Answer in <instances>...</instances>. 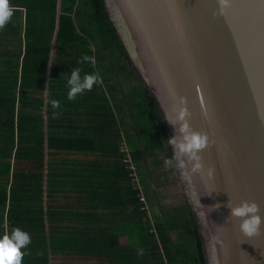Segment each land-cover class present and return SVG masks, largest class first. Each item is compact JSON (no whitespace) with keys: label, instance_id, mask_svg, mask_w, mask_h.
I'll return each instance as SVG.
<instances>
[{"label":"trees","instance_id":"1","mask_svg":"<svg viewBox=\"0 0 264 264\" xmlns=\"http://www.w3.org/2000/svg\"><path fill=\"white\" fill-rule=\"evenodd\" d=\"M10 4L0 30V237L14 227L30 234L22 264H205L183 195L161 205L160 191L177 182L162 181L174 171L164 164L172 158L165 123L104 1ZM83 55L95 63L78 64ZM75 67L103 83L69 101Z\"/></svg>","mask_w":264,"mask_h":264},{"label":"water","instance_id":"2","mask_svg":"<svg viewBox=\"0 0 264 264\" xmlns=\"http://www.w3.org/2000/svg\"><path fill=\"white\" fill-rule=\"evenodd\" d=\"M103 1L168 139L181 97L191 129L208 135L200 172L183 177L173 163L205 264H264V223L247 236L226 206L255 201L264 221V0H230L223 15L217 0Z\"/></svg>","mask_w":264,"mask_h":264},{"label":"clouds","instance_id":"3","mask_svg":"<svg viewBox=\"0 0 264 264\" xmlns=\"http://www.w3.org/2000/svg\"><path fill=\"white\" fill-rule=\"evenodd\" d=\"M217 4L219 14L223 15L224 10L230 6V0H217ZM14 11L15 8L10 4V0H0V30H3L10 22ZM85 61L95 63L94 57L88 55H83L77 63L82 64ZM81 71V67L70 70L67 79L69 88L67 99L69 101H75L77 96L91 91L94 85L103 83L102 77L98 73H86L81 76ZM50 103L53 109H60L59 100H51ZM179 103L181 107L178 109L177 117L166 119L174 127L176 134L165 141L166 145H171L173 155L172 158L165 159L164 164L171 168L175 161V166L182 170V176L189 177L191 174L201 171L203 165L199 153L208 147L209 138L206 133L191 129L187 120L190 113L186 106V98L181 97ZM53 115H59V112H54ZM189 164L191 165L190 169ZM213 171L210 169L209 174L211 175ZM226 206L230 209L229 218H240L239 228L245 235H259L261 224L264 221L259 214L260 207L255 201L242 200L237 205H232L228 201ZM215 207L218 208L219 205H215ZM215 240L216 238L213 237V241ZM30 243L31 236L28 232L19 227L12 228L10 234L0 237V264H22L23 257L27 253L21 249H25ZM143 251V249H138L137 254L142 255ZM210 264H220L219 259L215 256L211 257Z\"/></svg>","mask_w":264,"mask_h":264},{"label":"rangeland","instance_id":"4","mask_svg":"<svg viewBox=\"0 0 264 264\" xmlns=\"http://www.w3.org/2000/svg\"><path fill=\"white\" fill-rule=\"evenodd\" d=\"M162 158H163V153L159 152L155 156L151 157V159L149 158V161L152 162V163H155L156 160H160ZM164 170H165L164 168H161V172L164 171ZM159 172L160 171H158L157 174ZM174 175H176L174 171L172 173L168 174V175H164V179L162 181L164 182L166 180H169ZM173 195H176V196H179V197L182 195V192H181V190L179 189V186H178V180H177V182L175 184H173L171 186H168V187H166V188H164L163 190L160 191L159 197L162 200L161 201V205L174 206L176 204V202H177V198H174L175 196H173ZM56 260H59V259H56ZM60 263L79 264V262H77L76 259H70L68 261V260H65L64 258H62L60 260ZM92 263L95 264V261H93ZM92 263L89 262V264H92ZM81 264H83V263H81Z\"/></svg>","mask_w":264,"mask_h":264},{"label":"crops","instance_id":"5","mask_svg":"<svg viewBox=\"0 0 264 264\" xmlns=\"http://www.w3.org/2000/svg\"><path fill=\"white\" fill-rule=\"evenodd\" d=\"M65 260H70V259H74V258H69V257H63ZM77 262H79V264H81V263H83V264H89V262H93L89 257H86V259L85 260H77ZM64 264H67V263H64ZM93 264V263H92Z\"/></svg>","mask_w":264,"mask_h":264},{"label":"built area","instance_id":"6","mask_svg":"<svg viewBox=\"0 0 264 264\" xmlns=\"http://www.w3.org/2000/svg\"><path fill=\"white\" fill-rule=\"evenodd\" d=\"M142 202H144L143 198L140 199Z\"/></svg>","mask_w":264,"mask_h":264}]
</instances>
